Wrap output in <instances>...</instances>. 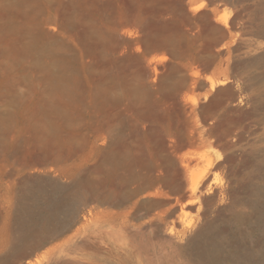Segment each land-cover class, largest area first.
Masks as SVG:
<instances>
[{"label": "rangeland", "instance_id": "obj_1", "mask_svg": "<svg viewBox=\"0 0 264 264\" xmlns=\"http://www.w3.org/2000/svg\"><path fill=\"white\" fill-rule=\"evenodd\" d=\"M0 264H264V0H0Z\"/></svg>", "mask_w": 264, "mask_h": 264}]
</instances>
